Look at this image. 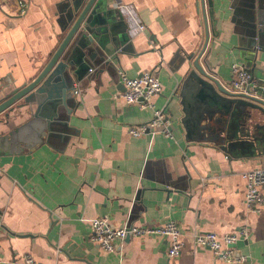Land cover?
<instances>
[{
    "label": "crops",
    "instance_id": "obj_1",
    "mask_svg": "<svg viewBox=\"0 0 264 264\" xmlns=\"http://www.w3.org/2000/svg\"><path fill=\"white\" fill-rule=\"evenodd\" d=\"M107 3L122 18L112 23L118 24L117 32L104 34L109 36L104 50L94 43L110 60L109 67H101L97 57L90 64L99 69L74 82L69 113L56 107L50 129L36 134L29 147L21 138L16 152L8 151L12 145L0 151V264H14L24 255L38 264H229L208 248L193 245V234H224L243 226L249 236L236 248L247 259L238 264H264V202L259 213L245 207L241 176L245 170L264 168V155L247 153L262 145L252 142L239 148L242 155H234L212 138L229 126L235 141L260 136L264 118L256 110L248 117L244 108L221 113L216 104L197 100L192 87L185 101L181 96L196 58L231 92L233 63L263 84L264 0H211L213 24L208 0ZM69 6L67 0H0V100L30 80L58 46ZM125 30L129 40L115 46L112 36ZM188 55L192 58L184 60ZM117 68L129 77L145 71L158 76L161 91L152 105L124 101ZM206 108L211 113L204 114L202 124L208 130L196 126ZM158 111L172 137L161 127L137 136L129 133ZM42 112L41 119L54 114L48 106ZM185 113L191 122L183 121ZM10 116L5 120L0 113V135L28 120L30 112L24 107ZM96 217H106L114 227L175 221L183 249L169 258L167 239L131 236L104 250L90 237Z\"/></svg>",
    "mask_w": 264,
    "mask_h": 264
},
{
    "label": "water",
    "instance_id": "obj_2",
    "mask_svg": "<svg viewBox=\"0 0 264 264\" xmlns=\"http://www.w3.org/2000/svg\"><path fill=\"white\" fill-rule=\"evenodd\" d=\"M67 1L70 6L65 15V21L61 24L63 37L58 46L47 55L39 71L30 80L14 86L8 95L0 100V113H4L5 120L10 119L11 114L19 113L24 107H28L30 112L28 120L0 135V151L12 145L8 151L16 152L18 148L15 143L21 138L29 147L30 141L33 140L32 138H36V134L43 135L45 129H50L52 118L57 116L56 107H63L69 113L71 108L69 98L75 90L74 82L80 81L86 74L98 68V64H90L97 57L102 63H99L101 67H109L110 60H107L104 54L98 53L94 43L104 50L105 43L109 40L108 34L107 36L104 34L117 32L114 29L118 24L112 23L116 17L119 18V21L122 20L121 16L116 13L117 10L108 7L107 0ZM208 2L211 24H213L211 0ZM262 7L260 8L263 11L264 6ZM208 35L207 33V38ZM111 40L115 46L126 43L129 40L127 30L120 37L112 36ZM191 58L192 55H188L184 57V60ZM190 87L194 88V96L197 100H202L207 104H216L219 106L217 110L221 113L223 112L221 109H225L224 112L227 113L229 108H233L231 113H236L237 109L244 108L243 110L247 109L249 112L248 117L252 116V110H256L264 118V100L223 88L202 68L198 58L191 63L182 82L181 96L184 101L188 97L186 95ZM43 106L51 108L54 114L41 119ZM209 112L207 108L202 111L196 122L198 128L209 129V126L202 124L203 120H206L204 114ZM185 114L183 121H190V113ZM198 122H200L199 125ZM27 136L31 138L29 139ZM233 137L235 134L233 135L230 131V126L212 135V138L221 144L222 149L231 154L242 155L244 152L243 150L240 152L241 146H251L252 142H256L262 146L257 148L254 145L253 150L251 149L247 153L252 156L264 155V143L261 144V141H264V133L260 136L252 134L251 138L246 141H239V139L235 141L232 140Z\"/></svg>",
    "mask_w": 264,
    "mask_h": 264
},
{
    "label": "built area",
    "instance_id": "obj_3",
    "mask_svg": "<svg viewBox=\"0 0 264 264\" xmlns=\"http://www.w3.org/2000/svg\"><path fill=\"white\" fill-rule=\"evenodd\" d=\"M24 11L23 8L21 13ZM142 28L143 26H140V29ZM117 74L124 86L121 97L128 104L138 103L140 106H150L152 105L151 99L161 91V82L153 71H145L139 76L129 77L124 70L117 68ZM230 82L233 92L264 100V82L260 84L258 80H254L240 63L230 65ZM157 127L162 128L166 137H172L169 123L165 115L159 111L154 113L153 119L148 124L130 127L129 133L137 136ZM241 176L245 180L244 205L249 211L259 213L264 202L262 193L264 168L245 170ZM90 227L91 240L104 250H112L117 239H125L131 236H154L167 239V256L169 258L177 256L184 246L180 226L172 220L157 226L114 227L107 222L106 217H96L91 220ZM248 236L249 231L245 226L224 234L198 231L193 234L192 243L195 246L208 248L215 257L229 264H238L245 262L247 258L237 253L236 244L241 239H247ZM11 263L38 264L30 255H24Z\"/></svg>",
    "mask_w": 264,
    "mask_h": 264
}]
</instances>
